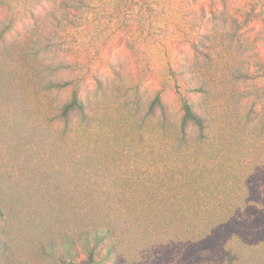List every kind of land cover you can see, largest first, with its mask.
<instances>
[{
  "label": "rangeland",
  "instance_id": "rangeland-1",
  "mask_svg": "<svg viewBox=\"0 0 264 264\" xmlns=\"http://www.w3.org/2000/svg\"><path fill=\"white\" fill-rule=\"evenodd\" d=\"M7 24L0 264H204L174 255L177 230L134 223L126 254L90 259L75 225L95 206L166 205L160 194L193 205L224 181L264 201V0H0ZM76 85L88 113L66 124L55 115ZM183 96L206 138L181 132Z\"/></svg>",
  "mask_w": 264,
  "mask_h": 264
},
{
  "label": "trees",
  "instance_id": "trees-1",
  "mask_svg": "<svg viewBox=\"0 0 264 264\" xmlns=\"http://www.w3.org/2000/svg\"><path fill=\"white\" fill-rule=\"evenodd\" d=\"M11 31L9 24L0 29V43L6 42ZM164 107L158 93L149 105L150 113L154 115L156 108L164 110ZM88 109L80 95L79 86L76 85L70 100L58 109L55 116L69 124L76 113L86 117ZM182 110L180 130L183 135L186 136L190 126H194L198 130V136L206 138L210 130L208 116L185 96L182 97ZM220 176L218 179L224 178ZM225 184V181L218 184L217 192L215 193V189L211 190L210 196L205 199L189 197L190 202L197 201L193 205H174L173 203L187 200L180 194H160L159 197L164 199L161 202L166 205L143 206L135 214L126 213L128 210L124 208L102 209L95 206L86 221L75 225L78 229L73 234L77 235L90 259L102 252L105 260L116 262L118 257L126 254L127 246L124 244L135 233L130 227L136 225L142 231L155 227H158L157 230H177L176 239H180L182 245L177 244L178 249L174 255L183 253V259L191 253L196 261H204V264H264V201L259 197L255 198L244 185L236 183L229 190ZM149 200L153 201L154 198ZM199 203L200 206L197 205ZM3 222L4 212L0 209V232L4 231ZM63 236L65 239L71 237L69 232H65ZM2 241L0 239V249L5 246Z\"/></svg>",
  "mask_w": 264,
  "mask_h": 264
}]
</instances>
